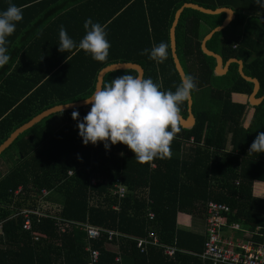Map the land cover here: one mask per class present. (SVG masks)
<instances>
[{
    "label": "trees",
    "instance_id": "1",
    "mask_svg": "<svg viewBox=\"0 0 264 264\" xmlns=\"http://www.w3.org/2000/svg\"><path fill=\"white\" fill-rule=\"evenodd\" d=\"M0 3H5L0 12L10 3L23 8L22 21L7 37L11 59L0 69V143L48 108L90 97L98 71L111 63H137L143 68V78L153 79L162 90L175 91L181 78L171 55L169 29L174 14L189 3L234 11V20L213 34L206 47L223 61L240 59L244 73L260 81L257 97L264 95V8L254 0ZM51 9L55 14L48 12ZM42 10L46 12L41 14ZM88 18L106 26L111 48L103 63L83 50L59 51L60 26L78 45L86 34L84 22ZM224 18V13L207 15L186 8L177 22L175 52L185 75L196 78L198 91L191 95L194 124L189 130L181 128L175 136L171 158L141 164L124 144L110 145L109 149L103 142L84 145L78 121L71 114L77 110L82 121L91 105L60 113L63 125L56 131L46 125L47 117L0 153L3 156L14 149L18 155L17 160L9 156L12 166L0 171V264H87V245L97 251L94 264H212L199 257L206 234L180 229L176 223L178 213L205 220L209 201L227 205L231 210L223 216L224 225L238 223L251 233L250 241L264 248V199L252 195L253 183H264V153L249 152L257 134L264 132V100L250 107L247 99L254 84L240 76L238 64L231 62L225 74L214 75L215 59L200 47L203 37ZM238 27H243L241 33L236 31ZM160 42L169 45V57L163 63L140 54ZM126 74L137 72L112 71L104 83ZM237 95L246 101L233 100ZM180 107V116L186 118L187 102ZM117 179L127 191L121 200L112 193ZM43 188L49 192L44 197ZM26 209H38L61 221L31 216V229L26 231L21 214ZM149 211L154 214L151 220ZM84 223L119 236L109 242L102 232L88 239L77 225ZM148 233L179 251L169 257L164 248L148 246L141 253L136 239ZM110 243L117 247V253L108 248ZM117 256L119 262L115 261Z\"/></svg>",
    "mask_w": 264,
    "mask_h": 264
},
{
    "label": "clouds",
    "instance_id": "2",
    "mask_svg": "<svg viewBox=\"0 0 264 264\" xmlns=\"http://www.w3.org/2000/svg\"><path fill=\"white\" fill-rule=\"evenodd\" d=\"M264 8V0H254ZM23 19V8L10 3L0 12V69L10 61L7 37L15 32L16 23ZM86 34L77 43L68 35L63 25L59 30V51L83 50L98 62H105L111 44L107 39L106 26L94 23L91 18L84 22ZM150 60L163 63L169 57V45L160 42L151 49L140 53ZM193 91H198L196 78L185 75L180 84L172 90H162V86L151 78L126 74L111 82L98 85L88 99L90 110L79 119V112L73 110L72 119L78 121L79 135L84 145L104 143L124 144L134 154L135 160L147 164L154 159L171 158V144L181 131V105L191 100ZM67 103L60 108L61 113ZM252 153H264V132H259L249 148Z\"/></svg>",
    "mask_w": 264,
    "mask_h": 264
},
{
    "label": "built area",
    "instance_id": "3",
    "mask_svg": "<svg viewBox=\"0 0 264 264\" xmlns=\"http://www.w3.org/2000/svg\"><path fill=\"white\" fill-rule=\"evenodd\" d=\"M72 171L68 170V174ZM91 183L94 184L95 180L91 179ZM21 191V187L18 188L16 194ZM126 188L122 184L120 179L114 181L113 184V195L121 200L126 195ZM48 191L46 188L41 189V196H47ZM117 209V206L114 207ZM230 208L225 204L216 203L209 201L207 205V216L205 218L206 223V241L203 252L199 255L203 261H209L212 264H264V248L263 244H255L253 241H235L231 238L223 236L224 214L230 212ZM25 218L23 229L28 231L31 229V223L33 219L31 216L41 217L48 216L43 214L40 210H23L21 212ZM154 214L149 211L148 218L153 219ZM55 218V217H51ZM60 223L59 218H55ZM80 228L85 231L88 239H95L101 235L102 232L107 234L108 241L111 242L114 237L119 236L115 231L104 230L96 226L84 223L77 224ZM63 231V226L60 227ZM37 240V238H34ZM148 246H158L164 248V254L173 257L174 253L179 251L176 247L163 245L157 236L153 233H148L146 237L136 239V247L141 253H145ZM88 252V263L94 264L97 261V251L90 248L89 245L86 247ZM115 261H120V257L117 256ZM155 264V263H149Z\"/></svg>",
    "mask_w": 264,
    "mask_h": 264
},
{
    "label": "water",
    "instance_id": "4",
    "mask_svg": "<svg viewBox=\"0 0 264 264\" xmlns=\"http://www.w3.org/2000/svg\"><path fill=\"white\" fill-rule=\"evenodd\" d=\"M186 8H191L193 10H197V11L202 12V13L207 14V15H217L220 13L225 14V18L222 21V23L219 26L212 29L210 32H208L203 37V39L200 43L201 50L203 51V53L214 57V59H215V66L213 69L214 75L221 76V75L225 74L228 70L229 64L231 62H236L238 64L237 70H238L240 76L243 79H245L246 81H249L252 84H254L251 95L249 96V105L251 107L259 106L260 103L264 100V95L261 97H257V94L260 90L259 79L255 78V77L248 76L244 73L243 62L240 59L229 58L226 61H223L222 57L218 53H216V52H214V51H212L206 47V42L213 36V34L222 31L224 28H226L234 20L235 13L230 8H217L215 10H211V9H206L204 7H201L197 4L189 3V4H184L174 14V19H173L172 25L169 29V43H170L172 59H173L175 68H176L180 78L182 79L185 76V73L183 71V68H182V66L179 62V59L177 57V54L175 52V28H176L177 22L179 20V17L181 15V12L183 11V9H186ZM124 69H134V70H136L137 75H140L143 77V72H144L143 68L137 63H133V62L111 63V64H108L105 67H103L100 71H98V73L96 75V82H95V87H94L93 92L95 91V88L98 85H101L104 83V78L107 75V73L112 72V71H117V70H124ZM88 98H86V99H88ZM63 105H65V104H63ZM63 105H56V106L50 107L47 110H45V111L41 112L40 114L36 115L35 117H33L27 123L23 124L20 127H17L15 130H13L10 133V135L3 142L0 143V153L3 152L5 149H7L15 141V139L24 131L29 130L30 128L34 127L36 124L42 122L44 119H46L47 117H49L53 114L61 113L60 108ZM88 106H90V104H86L84 102V99H83V100H79V101L71 103V106H65L63 112L68 111V110H73L76 108H85ZM190 107H191V100L189 102H187L186 118H183L182 116H180V126L184 130L191 129V127L194 124V118L191 114Z\"/></svg>",
    "mask_w": 264,
    "mask_h": 264
},
{
    "label": "crops",
    "instance_id": "5",
    "mask_svg": "<svg viewBox=\"0 0 264 264\" xmlns=\"http://www.w3.org/2000/svg\"><path fill=\"white\" fill-rule=\"evenodd\" d=\"M0 1L17 2V1H29V0H0ZM44 1H48V0H44ZM56 1H60L61 3H64V2L67 3V0H56ZM4 4L5 3H0V7H4ZM45 12L46 10H42L41 14H44ZM48 12H52L51 14L53 15L55 14V9H51ZM236 31L241 33L243 31V27H238ZM235 97H236V101L244 102V100H239L240 97H243V96L237 95ZM243 98H245V100L247 99L246 97H243ZM57 114H60V113H57ZM46 125H48L52 131L58 130L63 125L61 114H60V118L58 121L50 120ZM184 151L186 152V148L183 149V152ZM252 195L255 198L264 199V183L263 182L255 181L253 183ZM176 223H177L178 228L183 229V230H190V231L197 232L200 234H205V231H206V223L204 219H194V218H191V216L183 214V213L177 214ZM223 236L228 239L231 238L235 241H250L251 233L248 231V229L246 228L243 229L242 226H240L238 223L231 224V225L225 224L223 226ZM108 248L115 253L118 252L117 247L113 243L108 244Z\"/></svg>",
    "mask_w": 264,
    "mask_h": 264
},
{
    "label": "rangeland",
    "instance_id": "6",
    "mask_svg": "<svg viewBox=\"0 0 264 264\" xmlns=\"http://www.w3.org/2000/svg\"><path fill=\"white\" fill-rule=\"evenodd\" d=\"M192 99H193L194 101H196V97L192 96ZM232 99H233V100H236V97L234 96V97H232ZM239 100H244V101H246L245 98H243V97H240ZM59 118H60V114H53V115L49 116V117L45 120V123L47 124L50 120H51V121H58ZM58 127H59V126H58ZM57 129H58V128H57ZM228 148H229V146H228ZM9 153H10V155H9ZM9 156H10V158H9ZM8 158H9V159L12 158V159H14V160H17V159H18V155H17V153L15 152L14 149H10V150H8L3 156H0V160L3 159V161H0V171L5 172V171H7L8 169H10V167L12 166V161H9Z\"/></svg>",
    "mask_w": 264,
    "mask_h": 264
},
{
    "label": "flooded vegetation",
    "instance_id": "7",
    "mask_svg": "<svg viewBox=\"0 0 264 264\" xmlns=\"http://www.w3.org/2000/svg\"><path fill=\"white\" fill-rule=\"evenodd\" d=\"M250 95H251V94H250ZM250 95H249V96H250ZM257 95H258V94H257ZM248 99H249V97H248ZM248 102H249V100H248ZM261 103H262V102H261ZM261 103H260V104H261Z\"/></svg>",
    "mask_w": 264,
    "mask_h": 264
}]
</instances>
